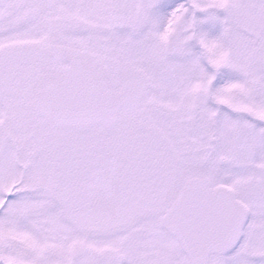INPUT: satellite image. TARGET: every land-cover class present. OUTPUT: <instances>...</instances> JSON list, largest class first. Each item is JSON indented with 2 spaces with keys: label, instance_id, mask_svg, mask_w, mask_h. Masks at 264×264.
Instances as JSON below:
<instances>
[{
  "label": "snow or ice",
  "instance_id": "snow-or-ice-1",
  "mask_svg": "<svg viewBox=\"0 0 264 264\" xmlns=\"http://www.w3.org/2000/svg\"><path fill=\"white\" fill-rule=\"evenodd\" d=\"M0 264H264V0H0Z\"/></svg>",
  "mask_w": 264,
  "mask_h": 264
}]
</instances>
